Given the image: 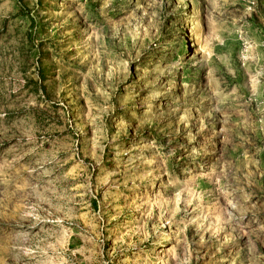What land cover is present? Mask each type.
I'll return each mask as SVG.
<instances>
[{
    "label": "rangeland",
    "instance_id": "obj_1",
    "mask_svg": "<svg viewBox=\"0 0 264 264\" xmlns=\"http://www.w3.org/2000/svg\"><path fill=\"white\" fill-rule=\"evenodd\" d=\"M0 264H264V0H0Z\"/></svg>",
    "mask_w": 264,
    "mask_h": 264
}]
</instances>
